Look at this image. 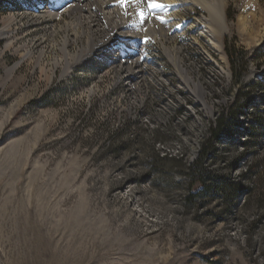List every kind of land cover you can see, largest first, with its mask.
Returning a JSON list of instances; mask_svg holds the SVG:
<instances>
[{
    "label": "rangeland",
    "instance_id": "obj_1",
    "mask_svg": "<svg viewBox=\"0 0 264 264\" xmlns=\"http://www.w3.org/2000/svg\"><path fill=\"white\" fill-rule=\"evenodd\" d=\"M167 1L130 4L143 20L130 18L163 32L155 39L176 52L204 105L168 64L170 80L156 78L141 106L105 100L100 89L83 97L55 63L62 45L71 52L69 43L92 35L93 4L47 22L3 0L0 264H264V0H224L226 32L216 40L199 29L208 15L195 0ZM227 46L237 49V78ZM221 122L207 165L233 180L238 198L188 203L202 188L186 168Z\"/></svg>",
    "mask_w": 264,
    "mask_h": 264
},
{
    "label": "built area",
    "instance_id": "obj_2",
    "mask_svg": "<svg viewBox=\"0 0 264 264\" xmlns=\"http://www.w3.org/2000/svg\"><path fill=\"white\" fill-rule=\"evenodd\" d=\"M8 1L14 10L13 13L19 12L23 17L36 20L39 11L60 14L70 8L74 2V0ZM108 8L111 10L115 8L119 16L125 12L119 8V0H111ZM94 21L95 26L91 29L90 38L94 36L97 44H93L92 50L90 47H86V52L81 55L80 61L68 68L66 73L65 69L62 70L67 88L71 86L80 88V95L85 98L88 97V90L96 89L99 91L100 89L99 95L105 100H118L124 103L129 100L132 103L138 102L141 106L147 100L148 89L154 81L156 82V78L170 80L165 73L166 64L172 66L165 53V50L168 51L169 48L162 47L161 41L151 37L148 31L153 29L152 25L135 29L131 23H126L123 20L124 27L119 30H112L106 35L105 31L107 30L101 29L105 20L97 18ZM55 22H59V20L57 19ZM27 23L29 22L27 21ZM29 25L30 28L34 24L30 23ZM21 26L25 28L26 25ZM84 38L86 41L85 36L81 37V39ZM146 40L147 42H145ZM156 43L161 46V50L155 49ZM69 44L73 46L72 51H69L71 54L79 52L86 46V42L82 44L81 40ZM172 67L176 69L174 66ZM182 68L184 69V67ZM53 74L55 73L53 72ZM77 79L80 83L73 84ZM103 80L105 83H101Z\"/></svg>",
    "mask_w": 264,
    "mask_h": 264
},
{
    "label": "bare ground",
    "instance_id": "obj_3",
    "mask_svg": "<svg viewBox=\"0 0 264 264\" xmlns=\"http://www.w3.org/2000/svg\"><path fill=\"white\" fill-rule=\"evenodd\" d=\"M112 1H114V0H112ZM206 1L207 0H195L194 1V3H196V5H198L199 8L204 10L208 15V18L200 21L199 29H205L206 32L209 33V35L213 36V38L218 37V36L221 37L226 32V22H225V16H224V8H225L224 7V0H216L214 3L212 2V0H211V3H208ZM110 2H111V0H74L72 6L70 8H68L67 10H65L63 13H60V14L57 13L56 14V13H49L46 11H41V12L39 11L38 15H36V16H37V20L39 19V20L44 21V19H45V21L48 22L49 20L52 21V20L60 19L62 14H65V13L75 14L76 12H79V11L80 12L81 11L89 12L90 11L89 6L91 4H93L91 6H92L94 13L95 14L97 13L98 17L100 19L105 20V24L101 25V29L103 31H105V29L107 30V31H105L106 35H108L110 32H112V30L115 31V30H119L122 27H124L123 26L124 25L123 20H125L126 23H131L135 29H137V28L141 29V28L147 26L144 23H142V24L139 23L140 26L136 27L135 24L132 23V18H130V16L132 17V15H138V17H139V15H140L139 11L141 9L133 12L129 8L130 5H128V8L130 10L129 11V10H127L126 6L122 8L121 4L119 3V8L121 9V11H122V9L125 11L124 13L122 12L121 15L119 16V14L115 11V8L114 9L112 8V10L108 8V5ZM147 2L149 4V0H147ZM156 2L163 5L169 1H167V0H156ZM131 4H133V6L135 8H137V9L139 8L138 3H136V0H134V1L132 0ZM124 15H126V17H124ZM155 16L156 15L154 13V15H151L149 17V19H152ZM140 17H141V15H140ZM11 19L13 20L12 17H11ZM93 20H95L94 17L87 18L86 19L87 26L90 23H92ZM134 20L136 21V19H134ZM25 23H26V25H29V23H27V21ZM78 24L83 25L81 21H79ZM76 29H78V28H76ZM8 30H9V25L4 26L0 30V37H3V38L7 37L8 34L10 33V31H8ZM148 32L151 34V37L153 39L156 38L155 35H160V38H161V36H164L163 32L160 33V31H157L154 29L149 30ZM90 36H88V38L85 41L86 46L83 47L82 49H80L79 52L74 53V54H70L69 52H67V50H66L67 45L66 44L62 45V48L59 49L62 56H59V59L61 58L60 62L55 63V67H56L55 69H65V73H66L68 68H70L71 66L73 67L75 64H77L80 61V59L82 58L81 55L84 52H86V47H90V49L92 50L93 44H97V41L95 40L94 36L89 38ZM158 40H160V39H158ZM214 40H216V39L214 38ZM71 41H72V39H71ZM67 43H69V42H67ZM212 45H214L217 48L218 52L220 54H222L221 44L213 41ZM165 53H166L169 61L171 62L172 66H174L176 68L178 74L181 75L180 77L182 78V80H184V82H189L190 84H193V82L188 77H185V71L182 68L183 65H181V63H180L181 61L179 60V57H177L176 52L174 50H168V51L165 50ZM73 62H75V63H73ZM11 72H12V70H11ZM193 86H194V93H195L194 95L196 98V102L204 105V103H205V101L203 99L204 93L201 90V87L198 84H193ZM208 109L211 110V108H208Z\"/></svg>",
    "mask_w": 264,
    "mask_h": 264
},
{
    "label": "trees",
    "instance_id": "obj_4",
    "mask_svg": "<svg viewBox=\"0 0 264 264\" xmlns=\"http://www.w3.org/2000/svg\"><path fill=\"white\" fill-rule=\"evenodd\" d=\"M4 10L5 8L3 0H0V13H2ZM225 50L228 60L231 63L234 76L237 78L239 73L234 68L235 59L237 58V49L227 46ZM222 128L223 125L221 122L217 127L209 129L210 137L204 141V144L197 154L196 160L192 162L188 168H186V174L188 175L189 179H191V183H199L202 188L195 193H189L186 198L188 203L193 202L196 199L214 197L223 199L225 202L232 205L238 198L239 187L233 182V180L229 177L217 178L207 165V160L210 158L214 150L213 143L219 140L220 134L222 133Z\"/></svg>",
    "mask_w": 264,
    "mask_h": 264
},
{
    "label": "snow or ice",
    "instance_id": "obj_5",
    "mask_svg": "<svg viewBox=\"0 0 264 264\" xmlns=\"http://www.w3.org/2000/svg\"><path fill=\"white\" fill-rule=\"evenodd\" d=\"M120 4L122 7H125L127 5H130L132 3V0H119ZM141 2V0H136V3ZM149 7L152 9H160L163 8L164 5L157 3L156 0H149ZM142 20H143V14L140 13ZM162 23L164 22L163 20L161 21ZM147 42V40L145 41Z\"/></svg>",
    "mask_w": 264,
    "mask_h": 264
}]
</instances>
